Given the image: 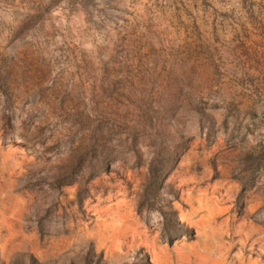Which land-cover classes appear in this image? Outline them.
I'll return each instance as SVG.
<instances>
[{"label": "rangeland", "instance_id": "obj_1", "mask_svg": "<svg viewBox=\"0 0 264 264\" xmlns=\"http://www.w3.org/2000/svg\"><path fill=\"white\" fill-rule=\"evenodd\" d=\"M0 264H264V0H0Z\"/></svg>", "mask_w": 264, "mask_h": 264}]
</instances>
